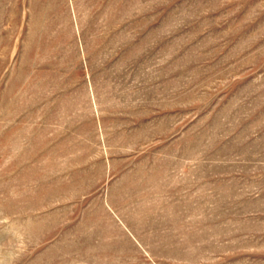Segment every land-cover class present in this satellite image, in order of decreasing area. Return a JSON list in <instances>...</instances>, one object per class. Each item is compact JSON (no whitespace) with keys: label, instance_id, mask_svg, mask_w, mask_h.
<instances>
[{"label":"rangeland","instance_id":"obj_1","mask_svg":"<svg viewBox=\"0 0 264 264\" xmlns=\"http://www.w3.org/2000/svg\"><path fill=\"white\" fill-rule=\"evenodd\" d=\"M0 264H264V0H0Z\"/></svg>","mask_w":264,"mask_h":264}]
</instances>
